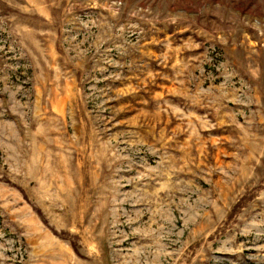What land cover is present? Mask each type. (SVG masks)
<instances>
[{
	"label": "rangeland",
	"instance_id": "rangeland-1",
	"mask_svg": "<svg viewBox=\"0 0 264 264\" xmlns=\"http://www.w3.org/2000/svg\"><path fill=\"white\" fill-rule=\"evenodd\" d=\"M0 264H264V0H0Z\"/></svg>",
	"mask_w": 264,
	"mask_h": 264
}]
</instances>
